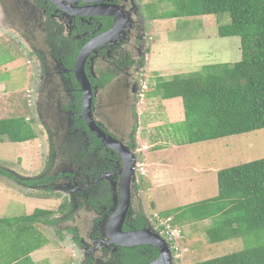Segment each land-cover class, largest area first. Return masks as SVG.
I'll use <instances>...</instances> for the list:
<instances>
[{
	"label": "rangeland",
	"instance_id": "1",
	"mask_svg": "<svg viewBox=\"0 0 264 264\" xmlns=\"http://www.w3.org/2000/svg\"><path fill=\"white\" fill-rule=\"evenodd\" d=\"M185 1L188 0H136L141 5L140 13L144 26L143 44L138 45L143 53L140 59L143 67L136 70V75H133L135 82L130 84L128 89L125 87L127 83H118L116 79H114L115 83H118L116 88L108 89L118 108L123 109L125 88L132 99L130 102L135 104L137 126L138 131H140L139 144L145 151V156L140 153L136 157L139 164L146 165V173L150 176L151 173H155L154 167L158 164L173 162L175 170L170 172L168 177L173 175L175 178L170 179V185L173 183L171 181L178 182V179H183L185 183L180 190L183 192L194 190L193 194L196 193L198 196L194 198L190 195L181 199V197L176 196L179 194L178 192L175 195L171 190H168V192L159 191L155 194L156 199L147 197L150 194L147 192V189L150 188V180L141 177L140 172L136 170L135 180L138 181L142 178L141 201L145 214L147 213L146 216L152 214L149 217L152 222L155 219L154 215L162 219L160 215L167 210L175 215L177 211L190 202L211 201L217 197V177L213 174L214 171L218 172L264 159V129L194 145L182 150L173 143L178 138L172 137L169 126L181 120L182 103L174 104L175 107L166 112V108L171 103L163 100L158 102V98L152 97L154 85L157 82L155 75L158 74L154 70L161 67V69L167 68L168 70L164 69L160 72L163 76L171 79L175 75L199 72L204 66L234 65L241 59L239 38L233 36L220 37L218 35V30L227 27L230 23L229 16L227 14L210 17L190 16L188 15L190 9L183 4ZM148 5L151 6L146 8ZM157 5L163 10L160 15L163 14L169 19L157 21L147 19L146 9L154 14L158 10ZM173 14L177 17L171 18ZM4 15L5 12L0 9V120L17 117H23L25 121L32 119L37 139L24 146L16 144L10 146L8 142L0 143V218H18L30 215L34 209L40 208L53 213L54 216L49 219L56 220V218H61L64 215L63 212L68 209H75L76 206V198L71 190L67 187H58L61 179L52 187L38 190L37 187L28 189L24 187L26 184L23 182L9 178L16 177L18 180L24 181L30 178L38 180L45 177L48 173L47 170L53 169L55 166H51L52 157L46 155L48 137L44 132L41 120L35 117L33 111L36 109L32 106L31 97H29L31 94L28 91L33 89V81L30 82V85L28 84V71L26 70L29 69L30 65H32V69L34 68L29 48L24 40L17 37L18 34L14 30L7 29L3 23ZM154 45L161 49L160 58L150 60L147 55L150 54L149 52ZM30 59L31 61H29ZM32 71L34 72V69ZM142 85L147 88L143 102L145 104L140 102V96L143 95L140 88ZM132 89L134 90L131 93ZM157 106L165 108L160 111ZM139 115L141 118L143 115L148 116L143 120L142 125ZM119 117L125 118L126 116L121 114ZM49 124L56 126V120L52 118ZM145 127L146 129H143ZM159 132H166V134H160V141L154 140L151 135L155 137L159 135ZM155 141H158V145L166 146L170 153L168 151L166 153L169 154L163 153L158 158L159 160L153 163L146 160L147 154H152V148L149 149V147ZM171 148L175 150L172 151ZM208 170L211 172L209 173ZM49 173L53 174L54 171L51 172L50 170ZM149 200L154 204L155 210ZM77 215L76 213V218ZM79 215L81 220L79 221L77 218L78 223L64 222L57 227L55 226L54 229L60 232L63 237L62 240H59L58 236L56 237L54 229L39 227L49 244L40 249L41 251L33 257L34 263L83 264L84 251L78 249L77 244L71 238L72 234L69 230L67 231V229H73L74 234L81 239L85 237L86 226H90L89 229L92 230V223H89L90 215H81V213ZM163 222L165 223V221ZM171 223L170 226L177 229L179 235L177 238L173 237L177 239L174 240V244L178 248V254L175 252V257L179 254L182 256L180 260L176 258L172 264H197L241 251L246 247L264 245V231L246 232L243 233L242 238L210 244L203 232V229L210 225L209 220L191 225L174 226ZM0 264H2L1 258Z\"/></svg>",
	"mask_w": 264,
	"mask_h": 264
},
{
	"label": "flooded vegetation",
	"instance_id": "2",
	"mask_svg": "<svg viewBox=\"0 0 264 264\" xmlns=\"http://www.w3.org/2000/svg\"><path fill=\"white\" fill-rule=\"evenodd\" d=\"M140 7L136 0H0V9L5 12L1 21L24 40L30 51L34 72L29 64L27 78L33 81L29 97L48 137L46 155L52 157L51 166H55L43 178L18 181L28 189L43 190L61 179L58 187L71 190L76 198L75 209L63 212L55 226L78 223L79 213L90 215L92 230L86 226L84 238L79 239L73 229H67L72 240L77 237L78 249L84 251L83 264H124L127 259L140 257L146 260L144 264H151L158 257L156 250L148 246L121 254L124 261L114 256L123 249H132L109 244L106 233L121 197L129 202L123 233L149 229L160 236L163 229L156 218L151 221L152 214H145L142 178L133 181L131 176L126 184L121 177L123 159L101 143L97 134L103 132L112 139L114 142L108 143L122 154V149L135 156L142 152L133 135L135 104L130 102L127 90L135 82L133 75L140 69L143 54L138 46L144 40ZM108 11L116 18L105 16ZM114 79L127 83L123 109L115 105L108 91L116 88ZM121 114L126 117L120 118ZM52 118L56 126L49 124ZM100 196H109L110 204H90ZM154 251L157 256L152 258Z\"/></svg>",
	"mask_w": 264,
	"mask_h": 264
},
{
	"label": "trees",
	"instance_id": "3",
	"mask_svg": "<svg viewBox=\"0 0 264 264\" xmlns=\"http://www.w3.org/2000/svg\"><path fill=\"white\" fill-rule=\"evenodd\" d=\"M188 1L183 4L190 9V16H229L230 23L220 28L218 35L239 38L241 59L234 65L204 66L196 73L157 80L152 97L161 101L180 99L182 103L181 120L169 126L172 137L178 138L173 143L198 145L264 129V0ZM156 7L154 14L146 9L148 20L169 19L160 15L163 10L159 5ZM176 17L173 14L171 18ZM139 67H143L142 60ZM135 121L134 136L138 129L136 115ZM36 138L23 117L0 120L1 144L25 143ZM216 177L217 197L185 205L175 215L166 212L160 215L162 219L174 216L171 221L174 226L209 220L210 225L203 232L210 244L242 238L246 232L264 231V159L218 171ZM9 178L18 181L16 177ZM89 202L107 205L110 198L100 196L99 200ZM51 216L53 213L49 211L34 209L30 215L0 218L1 263L32 264L29 254L49 244L39 227L54 229L58 220L49 219ZM56 235L63 239L60 232ZM73 241L77 243L76 236ZM123 250L114 255L123 261L121 254L137 252V248ZM156 256L154 251L152 258ZM141 258L127 259L126 263H146ZM197 264H264V245L246 247Z\"/></svg>",
	"mask_w": 264,
	"mask_h": 264
},
{
	"label": "water",
	"instance_id": "4",
	"mask_svg": "<svg viewBox=\"0 0 264 264\" xmlns=\"http://www.w3.org/2000/svg\"><path fill=\"white\" fill-rule=\"evenodd\" d=\"M51 1V0H50ZM105 16L116 18V15L112 11H108ZM125 22V20H124ZM123 19L121 21L122 25H124ZM87 84V82H86ZM98 138L104 145L109 146L113 149L124 161L123 165V174L121 177L126 180V184H128L130 177H134V168L135 166V156L123 150V154L115 149V145H111L109 143L114 142L112 139L108 138L103 132L97 133ZM109 142V143H108ZM134 181V178H133ZM122 195V193H121ZM129 209V202L127 199L121 197L120 207L111 215L109 222L106 226V233H108L109 244L114 247L121 248H136L139 246H148L153 248L158 253L157 260L152 262L151 264H172L174 256L172 254V249L170 245L162 239L159 235L155 234V232L150 231L149 229H142L139 231L123 233L122 225L127 215V211Z\"/></svg>",
	"mask_w": 264,
	"mask_h": 264
},
{
	"label": "crops",
	"instance_id": "5",
	"mask_svg": "<svg viewBox=\"0 0 264 264\" xmlns=\"http://www.w3.org/2000/svg\"><path fill=\"white\" fill-rule=\"evenodd\" d=\"M153 47V49L149 52L150 54H148L147 55V58H150V60H155V59H159L160 58V51H161V49L160 48H157L155 45L154 46H152ZM162 68V67H161ZM161 68H157V69H155L154 71L155 72H158V74L157 73H154V74H157V75H155V76H157V78H156V81L158 80V79H161L162 78V80H168V78L166 77V76H163L162 74H161V70H163L164 71V69L165 70H168L167 68H163V69H161ZM146 70V69H145ZM160 72V73H159ZM165 78V79H164ZM28 84L30 85V82H29V80H28ZM158 102H159V99H158ZM165 102H167V103H171V105H169L167 108H166V112H167V110H170L172 107H175L174 106V104H179L180 102H181V100L180 99H175V100H169V101H165ZM159 109H160V111H162L165 107H160V106H157ZM163 108V109H162ZM165 112V113H166ZM180 113H181V110H180ZM172 115V114H171ZM173 116V115H172ZM148 116L147 115H143L142 116V118L140 117V115H139V120H140V124L141 123H143V120H145L146 118H147ZM142 125V124H141ZM147 125H149V124H147ZM150 126V125H149ZM143 129H146V127L145 128H143ZM140 130V129H139ZM150 132V131H149ZM162 134H166V132L165 133H160L159 132V135H156L155 137L153 136V135H151V137L155 140H158V141H160V138H161V135ZM136 138L138 139V141L140 142V131H138V133H137V136H136ZM158 141H155L154 143H153V145H150V147H149V149L150 148H152V154H150V153H148L147 155V160L146 161H152L153 163L154 162H156L157 160H159L158 158H160L161 157V155L164 153H166L167 151H168V148H166V146H161V145H158L157 144V142ZM29 143H31V142H27V143H23V144H16V145H18V146H24V145H26V144H29ZM206 143H209V142H206ZM157 144V145H156ZM12 145H15V144H10V146H12ZM199 145V144H198ZM179 146V145H178ZM194 145H189V146H179V148H181V150L182 149H186V148H191V147H193ZM173 148H175L174 146H173ZM173 148H171V150L173 151V150H175V149H173ZM157 149V150H156ZM142 152L141 153H143V156H145L144 155V150H143V148H142V150H141ZM169 152V151H168ZM170 153V152H169ZM169 153H166V154H169ZM27 157V156H26ZM151 159H153V160H151ZM155 165V164H154ZM146 165L145 164H143V172H144V176L147 178V180L149 181V184H150V188H149V190H148V192H150V194H148V197H150V198H155V194H157L159 191H166V192H168V190H171L173 193H175V195H176V193L178 192L179 194L178 195H176V196H178V197H181V199H184L183 197H189L190 195H191V197H196L197 195H196V193L195 194H193L195 191L193 190L191 193L190 192H183V191H181L180 189L184 186V183H185V181L183 180V179H178V182L176 181V182H174V181H171V182H173L171 185H170V179L172 178V179H174L175 177H173V175H171V176H169L168 177V175H169V173L170 172H173L174 170H175V165H173V162L171 163H169V164H166V163H164V162H162V164H158L156 167H154V171H155V173H151V175L149 176L147 173H146V171H145V167ZM208 172L210 173L211 172V170H208ZM213 174H215V175H217V172H213ZM157 176H159V177H157ZM150 177V178H149ZM167 177V178H166ZM177 179V178H176ZM163 181V182H162ZM191 181V180H190ZM191 184V186H193V184L192 183H190ZM216 190H217V182H216ZM217 196V195H216ZM198 197V196H197ZM156 199V198H155ZM194 202H196V201H194ZM192 202H190L189 204H191ZM38 209H40V208H38ZM34 211V210H33ZM167 212H169V210H167ZM172 217V216H171ZM41 250H39V251H36V252H33V253H31V254H29V259L31 260L30 262L32 263V264H36V263H34L33 262V257H35L39 252H40Z\"/></svg>",
	"mask_w": 264,
	"mask_h": 264
},
{
	"label": "clouds",
	"instance_id": "6",
	"mask_svg": "<svg viewBox=\"0 0 264 264\" xmlns=\"http://www.w3.org/2000/svg\"><path fill=\"white\" fill-rule=\"evenodd\" d=\"M145 85V84H144ZM144 85H142V86H140V88H141V92L143 93V95H141L140 96V102L142 103V104H145V103H143L144 102V95H145V92L147 91V88L144 86ZM30 107V106H29ZM136 113V112H135ZM29 123H30V125H31V127H32V129L34 130V128H33V121H30V119H28L27 120ZM137 131H138V129H137ZM34 132H35V130H34ZM138 132H136V134H137ZM37 135V134H36ZM136 136V135H135ZM37 139V138H36ZM35 139V140H36ZM34 141V140H33ZM30 142H32V141H30ZM25 143H27V142H25ZM19 144H23V143H19ZM133 156H135V155H133ZM135 158V161H136V163H135V167L136 168H134L135 170H134V174H135V172H136V170H138L140 173H141V175H142V177H145L144 176V172H143V164H139V162H138V160H137V157L135 156L134 157ZM140 168V169H137V168ZM134 181H135V175H134ZM146 178V177H145ZM147 179V178H146ZM148 190H149V188L147 189V192H148ZM147 197H148V195H147ZM150 201V200H149ZM150 203L153 205V207L152 208H154V210H155V207H154V204L150 201ZM167 211H165L164 213H166ZM170 212V211H169ZM163 213V214H164ZM154 217L157 219V222H159V223H161V227H162V229H163V231L165 230V227L168 225V226H170V223H171V221L173 220V218H174V216H169L168 218H164V219H160L157 215H154ZM163 221H165V223L163 222ZM171 228V227H170ZM172 229V228H171ZM177 230V229H176ZM162 231V232H163ZM160 237L162 238V239H164L168 244L169 243H171V244H169L170 245V247H171V251H172V254H173V256H174V259H173V262H174V260L176 259L175 258V255H176V253L175 252H177V254H178V248H177V246L174 244V240L176 241L177 239H174L173 240V242H169L167 239H166V237H164L162 234L160 235ZM177 248V250H174V248ZM182 257V256H181ZM178 260H180V258L178 259ZM179 262V261H178Z\"/></svg>",
	"mask_w": 264,
	"mask_h": 264
},
{
	"label": "built area",
	"instance_id": "7",
	"mask_svg": "<svg viewBox=\"0 0 264 264\" xmlns=\"http://www.w3.org/2000/svg\"><path fill=\"white\" fill-rule=\"evenodd\" d=\"M164 237H166V239L169 241V242H173L174 238L173 237H178V233L176 231V229H171L170 226H166L165 227V230L161 233ZM174 250H177V248L175 247ZM175 258L179 259L181 258V255H177Z\"/></svg>",
	"mask_w": 264,
	"mask_h": 264
}]
</instances>
